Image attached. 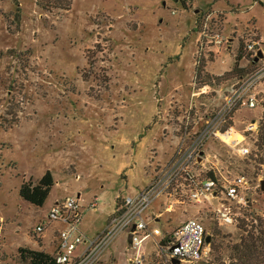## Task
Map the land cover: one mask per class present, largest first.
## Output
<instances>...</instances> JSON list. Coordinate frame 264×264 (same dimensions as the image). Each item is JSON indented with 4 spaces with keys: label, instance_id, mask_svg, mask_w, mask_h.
Listing matches in <instances>:
<instances>
[{
    "label": "rangeland",
    "instance_id": "obj_1",
    "mask_svg": "<svg viewBox=\"0 0 264 264\" xmlns=\"http://www.w3.org/2000/svg\"><path fill=\"white\" fill-rule=\"evenodd\" d=\"M263 4L72 0L67 11L47 12L36 0H0V264H24L20 248L55 254L58 240L45 244L35 229L46 226L61 200L80 194L86 205L100 199L96 211L84 212L91 236L122 198L149 185L177 154L185 125L194 134L264 66V59L254 63V53L246 51L257 42L264 52ZM216 33L231 39L229 48L215 54L209 45L200 52L201 35ZM232 119L239 131L259 121V133L248 135L259 148L242 158L211 140L204 148L206 167L224 178L244 175L255 186L264 176V108H238ZM47 171L55 184L37 208L20 197V188ZM174 189L145 212L151 226L164 236L196 219L211 238L206 264H241L235 248L252 224V210L264 214V194L252 190L251 212L221 228L213 211L217 202L196 204ZM128 235L113 239L96 264H132ZM145 245L146 264H154L157 248Z\"/></svg>",
    "mask_w": 264,
    "mask_h": 264
},
{
    "label": "built area",
    "instance_id": "obj_2",
    "mask_svg": "<svg viewBox=\"0 0 264 264\" xmlns=\"http://www.w3.org/2000/svg\"><path fill=\"white\" fill-rule=\"evenodd\" d=\"M201 38L200 52H203L205 46L210 45L212 51L218 54L228 49L231 43V39L220 33L211 36L202 34ZM203 38L209 40L204 42ZM257 45H259L257 42H252L246 46V51L254 53L255 58ZM206 88L208 87L204 86L200 90L204 91ZM263 106L264 66L240 83L226 98L219 111L206 117L201 128L194 134L191 133L190 124L185 125L184 139L173 160L162 167L144 189L133 196L122 198V204L117 206L102 232L95 236H87L82 230L84 212L96 211L100 199L94 197L84 205L81 196H69L51 209L46 226H37L35 233L42 235L54 224L63 226L58 234L57 250L54 254L58 264H96L108 244L125 231L132 234L130 248L135 251L132 264H146L147 241L152 242L157 248L158 260L154 264H173L172 261L175 259L179 264H206L210 256L211 241L207 243L208 233L202 222L189 219L173 234L163 236L158 226L154 224L151 226V222L147 221L145 212L157 200L172 195L171 190L177 187L174 192L178 193L180 190L182 195L196 204L217 202L219 209L214 207L213 211L221 228L235 226L240 217H246V214L251 212L254 202L250 197L252 190L263 193L260 187L264 176L259 177L255 186L244 175L224 178L221 172L206 167L209 160L204 148L209 141L217 140L233 148L240 157H250L253 147L255 145L259 147L256 142L251 146L248 135L259 133V121H252L244 130L239 131L231 124L232 115L238 108L247 107L255 110L257 107L264 108ZM209 171L214 173V178L205 176ZM173 205L174 202L168 203L165 210L172 212ZM252 214L258 215L254 210ZM259 216L264 217V214Z\"/></svg>",
    "mask_w": 264,
    "mask_h": 264
},
{
    "label": "trees",
    "instance_id": "obj_3",
    "mask_svg": "<svg viewBox=\"0 0 264 264\" xmlns=\"http://www.w3.org/2000/svg\"><path fill=\"white\" fill-rule=\"evenodd\" d=\"M38 7L43 11L51 12L54 9L69 10L72 0H36ZM206 177L214 178L212 171L206 172ZM54 177L51 171L38 180L23 182L20 188V197L30 205L40 208L48 199L54 186ZM120 199V198H119ZM117 200L120 201L121 200ZM119 207L120 204L117 203ZM252 224H246L242 229L239 244L235 250L241 264H264V220L253 214ZM165 243V242H164ZM19 261L24 264H58L54 255L44 251L20 248L18 251Z\"/></svg>",
    "mask_w": 264,
    "mask_h": 264
},
{
    "label": "crops",
    "instance_id": "obj_4",
    "mask_svg": "<svg viewBox=\"0 0 264 264\" xmlns=\"http://www.w3.org/2000/svg\"><path fill=\"white\" fill-rule=\"evenodd\" d=\"M116 208H117V207H116ZM115 210H116V209H115ZM83 217H85V215H84ZM110 217H111V216H109L108 219L106 220L105 225H104L103 227H101V228L95 230V231H94V234L91 235V236H95L96 234L102 232V230H104V229L106 228V226H107V224H108V221H109ZM83 220H84V218H83ZM82 223H83V222H82ZM62 229H63V226L60 225V224H54V225L50 226V227L46 230V232L44 233L45 244H46V243H47V244H49V243L51 244L52 242L58 240V234H59V231L62 230ZM82 230H83V232H84L87 236H89L88 233H86V230H84V226H83V224H82ZM151 243H152V242H151ZM146 252H147V251H146Z\"/></svg>",
    "mask_w": 264,
    "mask_h": 264
},
{
    "label": "water",
    "instance_id": "obj_5",
    "mask_svg": "<svg viewBox=\"0 0 264 264\" xmlns=\"http://www.w3.org/2000/svg\"><path fill=\"white\" fill-rule=\"evenodd\" d=\"M196 13H197V11H196ZM263 59H264V52L262 50H258L257 54H256V58H255V63H257ZM260 190L264 193V180L261 182ZM80 196L81 195L79 194L78 197H80ZM210 241H211V238L208 236L207 237V243H210ZM128 243L130 246L132 245V234L128 235ZM172 262H173V264H179V261L176 259L173 260Z\"/></svg>",
    "mask_w": 264,
    "mask_h": 264
}]
</instances>
